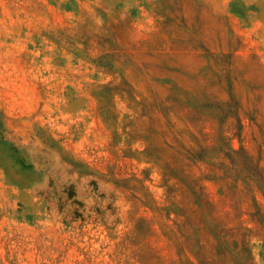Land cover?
I'll return each mask as SVG.
<instances>
[{"label": "rangeland", "instance_id": "obj_1", "mask_svg": "<svg viewBox=\"0 0 264 264\" xmlns=\"http://www.w3.org/2000/svg\"><path fill=\"white\" fill-rule=\"evenodd\" d=\"M0 264H264V0H0Z\"/></svg>", "mask_w": 264, "mask_h": 264}]
</instances>
